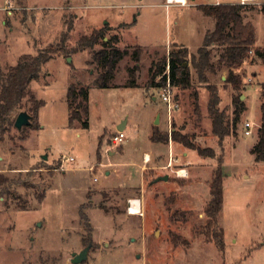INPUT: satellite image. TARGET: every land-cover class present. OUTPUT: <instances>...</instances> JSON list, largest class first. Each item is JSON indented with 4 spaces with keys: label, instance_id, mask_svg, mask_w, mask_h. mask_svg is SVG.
<instances>
[{
    "label": "rangeland",
    "instance_id": "rangeland-1",
    "mask_svg": "<svg viewBox=\"0 0 264 264\" xmlns=\"http://www.w3.org/2000/svg\"><path fill=\"white\" fill-rule=\"evenodd\" d=\"M215 1L166 6V0H0V77L24 54L58 50L28 85L29 94L0 141V175L7 178L0 181V264H73L72 253L90 244L81 264H264V162H256L251 152L259 139L264 62L250 53L235 70L243 81L239 90L222 79L228 69L208 72L218 87V107L234 126L219 146L208 111L209 91L192 64L205 32L216 22L201 6ZM245 6L244 17L253 20L256 43L263 48L264 0ZM96 33L98 42L81 48V38ZM108 41L128 54L112 85L99 88L94 81L102 70L94 55L109 47ZM175 43L188 47L191 84L174 86L179 107L169 113L158 78L151 84L150 68L169 57ZM220 53L215 46V64ZM132 78L137 86H126ZM71 85L77 88V103H83L82 120L70 119L77 104L68 96ZM82 88L88 89L86 101ZM238 95L246 109L237 121L232 101ZM40 100L45 104L35 116ZM24 110L32 123L19 130L14 122ZM126 121V138L114 145L112 136ZM247 121L250 135L245 134ZM160 125L170 139L177 131L196 145L213 148L215 157L203 161L196 150L170 140L180 150V162L158 167L170 158L165 144L143 162L144 152L157 148L150 136ZM186 150L189 157L181 153ZM69 156L74 160L65 159ZM219 165L224 202L217 229L223 230V247L204 231ZM185 167L189 174L178 176L176 171ZM165 174L167 181H156ZM131 200L139 202L135 213L129 210Z\"/></svg>",
    "mask_w": 264,
    "mask_h": 264
},
{
    "label": "trees",
    "instance_id": "trees-1",
    "mask_svg": "<svg viewBox=\"0 0 264 264\" xmlns=\"http://www.w3.org/2000/svg\"><path fill=\"white\" fill-rule=\"evenodd\" d=\"M203 13L207 16L215 18V27L208 31L204 37L203 44L198 49L197 54L192 55V64L196 69L199 79L204 83L209 91L208 111L212 118V130L218 138V145L223 146L224 140L227 136L234 133V126H231L226 121L224 112L220 111L219 103L221 101L216 84L210 82L208 72H215L217 69H228V75L225 79L230 83L235 90L242 87V77L234 71V68L240 67L251 57L250 51L261 58L264 62V47H255L256 43V28L252 22H245L243 18L244 4L241 3H220L208 4L201 6ZM264 12V6L262 7ZM100 33L92 34L90 37L84 36L80 40L81 48L86 46H93L100 39ZM109 47H105L94 55L95 62L101 68L100 75L95 79L94 84L99 88H108L112 85V80L115 78L117 66L119 62L128 54L127 50H121L112 45L111 41L105 42ZM175 50L170 52L169 57H164L158 62H154L150 68L151 84L155 83L158 76L162 75L170 66V74L173 85L188 88L191 84V72L185 62L188 56V49L186 47L174 44ZM221 48L218 63L213 62V48ZM55 47H50L40 52L38 55L24 54L17 64L8 68L2 77H0V141L3 140L4 135L8 129L9 124H13L11 118L21 101L29 94L28 85L34 79L39 77L42 66L57 53ZM136 69V67H135ZM131 74L135 75V70H131ZM166 77L164 76L158 83V86L165 84ZM126 86H137L136 79L132 78ZM262 103H261V119L258 128L259 139L251 149L252 154L255 155L256 162H264V82L261 84ZM83 99L88 100V89L82 88L80 90ZM68 96L71 103L78 101L77 88L75 85L69 87ZM241 95L233 97V105L235 106V120H239L241 112L246 109L245 102L241 99ZM35 108V116L38 109L45 104L40 100ZM83 103L80 101L75 104L71 121L76 118H81L80 109ZM83 126H88V121L82 122ZM151 140L154 142L167 143L170 140L182 143L186 147L196 150L199 155L215 157L213 148H204L191 142L185 135L173 131L170 136L161 133L159 129L155 128L151 135ZM222 162L221 159H219ZM7 178L0 175V181ZM211 199L205 207L207 215V223L204 231L209 239L216 238L219 246H224L223 230L217 229L219 215L223 208L224 202V175L222 168L219 165L212 177L210 185ZM184 214V212L182 213Z\"/></svg>",
    "mask_w": 264,
    "mask_h": 264
},
{
    "label": "built area",
    "instance_id": "built-area-1",
    "mask_svg": "<svg viewBox=\"0 0 264 264\" xmlns=\"http://www.w3.org/2000/svg\"><path fill=\"white\" fill-rule=\"evenodd\" d=\"M252 1H254V0H241L242 4H248ZM220 3L221 2L219 0H216L214 2V4H220ZM172 4H179L182 6H186L189 3H188V0H166V6H170ZM252 52L253 51H250V53H252ZM164 76L166 77L165 84L160 86L161 97H162L163 101L166 102L169 113H171L174 109H177L179 107V103L176 101L175 95L173 92L174 85H173L172 80H171L169 64L167 65L166 71L162 75L158 76L157 78L160 81ZM245 134H247V135L252 134V123H250L249 121H247L245 123ZM125 138H126V136H125L124 131L118 130V131H116V133H114L111 140H112V143L114 145H121L122 142L125 140ZM65 159L69 160V161L74 160V158L72 156L65 157ZM169 166H172V160H171V162L168 163L167 167H169ZM176 173L178 176H183V177L188 175L187 170H185L183 168H179L176 171ZM132 201L133 200H131L130 204H129V210L131 212H132V210H131Z\"/></svg>",
    "mask_w": 264,
    "mask_h": 264
},
{
    "label": "crops",
    "instance_id": "crops-1",
    "mask_svg": "<svg viewBox=\"0 0 264 264\" xmlns=\"http://www.w3.org/2000/svg\"><path fill=\"white\" fill-rule=\"evenodd\" d=\"M220 1V0H219ZM221 2V1H220ZM222 3V2H221ZM233 3H241L242 4V2H241V0L239 1V2H233ZM214 4V3H213ZM244 5H247V4H244ZM246 7V6H245ZM245 9V8H244ZM242 14H243V18H244V21L245 22H252L253 23V20H247L245 17H244V10H243V12H242ZM254 24V23H253ZM255 26V25H254ZM211 30H213V29H208L206 32H205V35H206V33L208 32V31H211ZM187 47V46H186ZM255 47H261L260 45H258L257 43H255ZM188 48V47H187ZM246 62V61H245ZM241 67V66H240ZM237 68H239V67H237ZM237 68H234V71L237 69ZM236 72V71H235ZM221 77H222V79H226V76L225 75H221ZM154 99H156V96H154ZM160 118V117H159ZM122 124H119V126H121ZM125 125H127V121H126V124ZM161 125H162V120H161ZM159 126V130L161 131L162 130V126ZM118 126V127H119ZM126 127V126H125ZM125 127L122 129V130H124L125 129ZM118 129V128H117ZM118 131V130H117ZM114 132V131H113ZM116 133V132H115ZM150 139H151V136H150ZM155 145H157V148H155V151L153 152V153H150V152H144V156H143V162H148V161H150V160H152V158H153V156H156L159 152H161V150H159L158 149V145H160V144H165V145H168V147H169V156H170V158H169V156H168V158H169V162H171V160H172V164H173V161H179L180 162V157H178L177 155H176V152H177V154H180V152L178 153V151H180L179 150V148L178 147H176L174 144H173V142H167V143H164V142H154V141H152ZM111 152V151H110ZM182 153V155H183V157H189L190 156V151L189 150H186V151H183V152H181ZM201 157H202V160L204 161V157L205 156H202V155H200ZM147 157H148V159H147ZM185 160H186V162H187V164H192V162L191 161H189V159H186L185 158ZM168 161H166L165 162V164L164 163H161L158 167L160 168V169H163V168H165L168 164L167 163H169ZM162 162H164V161H162ZM141 168H143V163L141 164ZM183 169H185V170H187V172H188V174H189V170H188V168H183Z\"/></svg>",
    "mask_w": 264,
    "mask_h": 264
},
{
    "label": "water",
    "instance_id": "water-1",
    "mask_svg": "<svg viewBox=\"0 0 264 264\" xmlns=\"http://www.w3.org/2000/svg\"><path fill=\"white\" fill-rule=\"evenodd\" d=\"M68 61H71V58H68ZM185 66L187 65V63L184 64ZM159 117L156 119V124L159 123ZM32 123V115H30L27 111H21L18 113L15 122H14V126L17 129H22L24 126L26 125H31ZM125 127V123L121 126L118 127V130H122ZM44 159H47V154H44L42 156ZM169 179V175L165 174L163 176H160L156 179V181L158 180H164L167 181ZM91 244L86 246L82 251H80L79 253L77 252H73L72 253V263L73 264H81L83 263L87 257H88V252L90 250ZM139 256V255H138Z\"/></svg>",
    "mask_w": 264,
    "mask_h": 264
},
{
    "label": "bare ground",
    "instance_id": "bare-ground-1",
    "mask_svg": "<svg viewBox=\"0 0 264 264\" xmlns=\"http://www.w3.org/2000/svg\"><path fill=\"white\" fill-rule=\"evenodd\" d=\"M147 159H148V157H147ZM138 208H139V202H138V200H133L132 201V206H131L132 212L133 213L137 212Z\"/></svg>",
    "mask_w": 264,
    "mask_h": 264
}]
</instances>
